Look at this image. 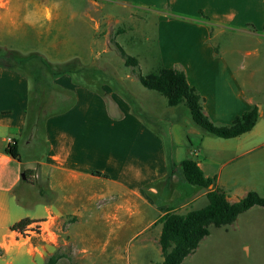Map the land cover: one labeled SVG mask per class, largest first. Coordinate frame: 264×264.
<instances>
[{
    "label": "crops",
    "instance_id": "0c3cea01",
    "mask_svg": "<svg viewBox=\"0 0 264 264\" xmlns=\"http://www.w3.org/2000/svg\"><path fill=\"white\" fill-rule=\"evenodd\" d=\"M78 4L81 9L70 3L48 8L35 0H0V36L6 34L5 25L11 32L30 27L35 35L42 27L44 11L59 30L66 27V33L79 35L89 48L96 44L89 36L91 30L103 23L92 12L105 20L118 15L128 28L132 22L141 21L146 30L151 24L156 28L155 72L183 70L215 126L230 125L253 107L259 113L249 132L231 139L204 135L187 115L174 118L172 122L183 127L179 133L186 138L173 143L174 161L194 160L203 176L214 181L212 188L221 189L230 203L249 192L264 197V78H256L264 71L237 64L240 52L214 43L217 38L231 41L238 36L264 47V0H88L86 5ZM61 12L67 13L66 26ZM254 53L258 60L260 53ZM67 85L72 105L45 120L44 153L25 161L19 154L15 160L6 153L10 140L18 142V153L36 143L22 135L31 86L24 75L0 64V264H14L19 258L44 264L55 246L71 248L74 264L162 262L158 220L168 207L178 214L205 207L207 192L182 180L177 183L175 175L171 181L186 197L172 194L166 205L156 206L153 198L168 175L166 146L158 133L119 96L113 94L108 100L107 89H102L103 97L101 90ZM22 171H30L29 181L22 179ZM35 186L34 195L28 188ZM50 218L56 220L52 229L59 233L55 244L20 237L11 229L23 219L46 227L44 221ZM98 233L107 241L104 255L94 256L87 241L94 242ZM63 257L58 264H70Z\"/></svg>",
    "mask_w": 264,
    "mask_h": 264
},
{
    "label": "rangeland",
    "instance_id": "374dc122",
    "mask_svg": "<svg viewBox=\"0 0 264 264\" xmlns=\"http://www.w3.org/2000/svg\"><path fill=\"white\" fill-rule=\"evenodd\" d=\"M27 1L30 2V0ZM35 2H42L48 8L53 4L70 3L73 7L81 9V5L78 3L86 5L88 0H35ZM46 13L47 11H44L40 19L42 27L37 30L35 35L32 34L34 30L30 27L25 28L24 26L22 32H11L13 29L5 25L3 33L6 34H3V38L0 36V64L17 65L15 62L17 58L38 55L46 61L53 73L72 71V77L69 75L53 77L48 74L47 68L37 59L31 61L30 64H18L20 65L18 68L26 75L34 76L36 79L37 86L35 87L42 92V116L56 112L72 102V92L67 87L68 83L101 91L107 89L110 93L108 100L115 94L124 101H126V97L131 101V104L126 102L134 109V112L140 115L146 125L158 133L167 151L173 149V143L179 144L185 141L184 134L179 133V129L183 130V127L172 121L174 118L181 117L182 119L183 116L188 115L187 109L184 106L169 107L163 96L145 89L138 82V75L144 76L156 70L154 68L157 55L155 27L149 24L146 30L140 21L132 22L131 27L128 28L122 26L121 17L118 15L108 16L105 20L104 16L99 17V13L92 12V17L95 20H102L103 23L97 30H91L89 36L92 41H96V44L89 48L87 43L82 42V38L71 30L68 33H66V27L59 30L57 22L46 19ZM49 13L53 12L49 11ZM60 15L66 26L67 13L61 12ZM93 26L92 24V28ZM214 43L226 46V50L229 51L231 47H234L236 53L240 52L237 64L244 65L246 69L254 67L264 71V61L261 59L264 47L254 41H245L237 36L231 38V41L217 38ZM119 45L128 56L136 58L139 68L125 65L119 53ZM103 50H105L104 53H102ZM257 51L261 55L258 60L255 59L254 53ZM246 52L254 54L247 57ZM3 56L5 58H2ZM242 76L243 74H240V77ZM256 78H264V75H258ZM29 81L32 87L31 96L36 99L38 94L33 89L34 81L31 79ZM27 136L36 140V143H33L29 148L20 150L19 154L24 161L34 160V156L39 157L45 151L41 141L42 127ZM32 167H36V165L33 164ZM21 174L23 171L20 173L22 177ZM174 179L177 183L181 181L180 175H176ZM176 182H171L170 195L182 194L183 197H186ZM28 189L34 195L38 191L36 186ZM34 215L40 216L39 212ZM152 215L154 213L151 212L150 216ZM55 233L59 239V233ZM106 241L107 237L102 233H98L94 237V242L87 241L90 253L94 256L104 255L103 247ZM52 253V255L64 256L69 263L74 262V257H71V248L55 246ZM13 262L14 264H28L26 258L15 259ZM184 264H264V209L253 207L239 215L230 226L209 227V235L184 260Z\"/></svg>",
    "mask_w": 264,
    "mask_h": 264
},
{
    "label": "trees",
    "instance_id": "16d2710c",
    "mask_svg": "<svg viewBox=\"0 0 264 264\" xmlns=\"http://www.w3.org/2000/svg\"><path fill=\"white\" fill-rule=\"evenodd\" d=\"M121 58L126 66L137 67V60L128 56L120 47H118ZM2 58H5L4 56ZM34 59L39 60L46 68L50 76L58 77L61 75H69L72 77V71L61 73H53L49 65L38 55L21 57L16 59L17 65L8 63L4 66L14 69L26 78L34 81L33 89L37 92L38 97L33 99L31 96L32 87L29 95L27 108L26 126L22 135H30L37 132L40 127H44L47 118L63 113L69 109L72 102L60 108L56 112L43 114V102L41 100L42 92L37 90L36 79L34 76L26 75L18 66L30 64ZM13 60V59H12ZM138 82L147 90L157 92L163 96L169 107L184 106L188 111V117L191 123L200 129L204 135L221 139H231L249 132L259 118L256 107L237 116L230 125L215 126L209 118L204 114L202 109V98L196 90L191 87L183 70L179 68H159L156 72L147 75H138ZM105 97V92H100ZM127 102H131L127 97ZM73 101V100H72ZM131 104V103H130ZM171 151L166 150L168 175L161 182L163 184L160 194L153 198L156 206H163L168 203L170 198V186L172 177L180 175L181 180L190 187H195L205 191L208 204L198 210L187 212L186 214H178L168 207L166 213L160 217L158 224L161 225V233L158 244L162 254V262L152 264H184V260L192 254L199 246L200 242L209 235V227L221 228L233 224L239 215L247 212L253 207H261L264 209V197L256 192H249L238 202L230 203L226 194L218 188L209 189L213 186L212 179L205 178L197 163L192 159H186L177 163L172 156ZM6 153L15 160H19L18 142L8 145ZM30 171H24V180L29 181ZM34 223L29 219H23L14 224L12 230L22 231L28 225ZM62 255L54 254L48 257L44 264H58ZM74 264V263H70Z\"/></svg>",
    "mask_w": 264,
    "mask_h": 264
},
{
    "label": "built area",
    "instance_id": "2783aa9c",
    "mask_svg": "<svg viewBox=\"0 0 264 264\" xmlns=\"http://www.w3.org/2000/svg\"><path fill=\"white\" fill-rule=\"evenodd\" d=\"M11 144H13L12 140L9 141L8 145ZM44 223H48V225L46 227H43L42 224L28 225L22 231L15 230V232L20 237H40L43 242L55 244L57 242V234L52 227L55 225L56 220L50 218L49 221H45Z\"/></svg>",
    "mask_w": 264,
    "mask_h": 264
},
{
    "label": "water",
    "instance_id": "95a60500",
    "mask_svg": "<svg viewBox=\"0 0 264 264\" xmlns=\"http://www.w3.org/2000/svg\"><path fill=\"white\" fill-rule=\"evenodd\" d=\"M22 179H25L23 174H22ZM209 189H212V186H209Z\"/></svg>",
    "mask_w": 264,
    "mask_h": 264
}]
</instances>
